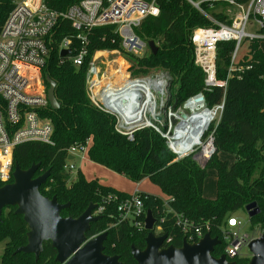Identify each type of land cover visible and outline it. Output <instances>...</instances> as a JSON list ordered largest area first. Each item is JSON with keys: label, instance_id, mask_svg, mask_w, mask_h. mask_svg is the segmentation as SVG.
Wrapping results in <instances>:
<instances>
[{"label": "trees", "instance_id": "obj_1", "mask_svg": "<svg viewBox=\"0 0 264 264\" xmlns=\"http://www.w3.org/2000/svg\"><path fill=\"white\" fill-rule=\"evenodd\" d=\"M247 4L250 0H236ZM56 10H66L73 0H50ZM160 15L147 18L137 34L158 47L154 55L148 51L143 57L123 53L129 62L133 76L147 75L154 71H168L174 78L179 100L202 92L204 76L194 64L191 35L196 28L211 24L184 0H160ZM14 7V0H0V32ZM217 18L224 20L222 15ZM264 33V31H263ZM75 31L67 21H60L52 32L50 56L43 67L44 80L56 83L55 96L60 104L56 111L49 106L46 116L54 127L53 145L25 143L14 152V168L18 165L28 170L39 164L35 177L50 171L46 184L40 188L43 196L56 197L60 204H70L61 212L62 217H79L90 204H100L103 197H127L97 180L86 181L81 172L75 181L66 170L68 151L85 148L88 143V158L97 165L107 168L129 180L140 183L149 179L158 186L164 196L172 199L173 207L193 219L198 226L209 225V234L221 238L222 227L246 206L256 203L260 214L250 220L253 227L264 230V40L252 42L251 59L242 61L245 68L241 78L228 79L233 42L220 43L217 53L218 79L228 81L226 90L215 88L205 93L209 106L225 99L222 119L215 131L216 154L205 169H201L192 158L175 161L165 141L152 130L136 133L134 141H128L115 130V119L98 110L90 101L85 90V75L89 62L96 51L119 50L121 42L113 27L97 28L88 34L89 46L86 63L77 68L71 57L62 58L60 42L74 37ZM78 44L74 42V49ZM46 88L48 84L45 82ZM219 154L231 156L219 160ZM211 173H208V172ZM208 176L216 179V198H203V182ZM72 181V182H71ZM146 211L156 215L161 205L159 197L141 193ZM15 208H6L0 222V242L6 241L1 264H55L57 252L50 243H44L38 261L33 255L17 254L15 251L27 244L28 227L23 217L15 215ZM102 219L91 226L89 239L107 233L104 253L119 256L124 264H136L131 247L145 249L147 231L136 232L126 224L113 226L117 208L111 205L104 211ZM176 247H181L183 238L176 232ZM223 248H216L213 256L218 258ZM249 261H237L248 264Z\"/></svg>", "mask_w": 264, "mask_h": 264}, {"label": "built area", "instance_id": "obj_2", "mask_svg": "<svg viewBox=\"0 0 264 264\" xmlns=\"http://www.w3.org/2000/svg\"><path fill=\"white\" fill-rule=\"evenodd\" d=\"M160 0H73L66 10H56L50 0H14V7L0 32V186L13 182L14 152L25 143L53 145L54 127L44 116L48 109L47 88L42 69L50 56L52 32L60 21H67L75 31L74 37L64 38L59 53L68 50L75 67H82L89 55L88 34L97 28L113 27L121 49L96 51L89 62L85 75V90L91 103L101 112L115 119V130L128 141H134L137 132L152 130L166 143L175 161L192 158L205 169L216 154L215 131L225 108V99L209 106L205 93L215 88L226 90L228 81L219 80L217 53L220 43L233 42L234 52L228 79L241 78L242 61L250 54L240 50L245 43L264 40V0H250L240 4L236 0H184L210 22L209 27L196 28L191 35L194 64L204 76L203 91L179 100L173 76L165 70L147 75L133 76L123 53L143 57L150 51L148 42L137 34L149 17H158ZM222 15L224 20L217 18ZM253 18L259 32L248 33ZM74 42L78 44L72 56ZM248 52V51H247ZM246 53V52H245ZM110 56H117L111 60ZM117 64L119 81L108 77L103 66ZM174 106H176L174 108ZM71 148L68 157L88 151ZM67 160L66 170H75ZM139 190L127 197L114 195L103 197L96 205L93 216L101 217L111 205L117 208L113 226L126 224L136 232L145 230L147 211ZM161 205L153 214L156 224L153 234L166 235L164 248L175 246L179 237L182 244H196L209 233V225L196 222L177 211L167 196L160 198ZM243 224L235 216L221 228L223 254L229 262L250 261L244 250L258 236L242 232ZM214 238V237H213ZM182 246V245H181ZM176 247V246H175ZM216 250V249H215ZM251 254V253H250ZM219 258V257H218ZM51 264V263H48ZM55 264H58L55 262Z\"/></svg>", "mask_w": 264, "mask_h": 264}, {"label": "water", "instance_id": "obj_3", "mask_svg": "<svg viewBox=\"0 0 264 264\" xmlns=\"http://www.w3.org/2000/svg\"><path fill=\"white\" fill-rule=\"evenodd\" d=\"M150 52L156 54L158 47L155 42H148ZM70 54L68 50L60 53L62 58ZM47 99L52 110L60 108L55 96L56 83L47 78ZM176 106H174L175 108ZM74 157H68L72 161ZM39 164H33L28 170H22L18 165L13 172V182L0 186V222L3 210L15 208V215L23 217L28 227L27 244L15 251L17 254L33 255L38 261L43 253L44 243H50L57 252L55 262L58 264H124L119 256H108L104 253L108 234L105 232L89 239L87 233L91 226L102 217L93 216L95 204L89 207L77 218L62 217L61 212L70 208V204H60L56 197L52 199L41 194L40 188L46 184L50 171L35 177ZM249 219L260 214L256 203L245 208ZM156 224L152 211L147 212L145 230V249L131 247V255L136 264H236L229 262L225 255L219 258L213 256L221 241L211 234H206L196 244L183 242L181 247L164 248L166 235L156 237L153 229ZM252 258L248 264H264V230L261 235L249 244Z\"/></svg>", "mask_w": 264, "mask_h": 264}, {"label": "rangeland", "instance_id": "obj_4", "mask_svg": "<svg viewBox=\"0 0 264 264\" xmlns=\"http://www.w3.org/2000/svg\"><path fill=\"white\" fill-rule=\"evenodd\" d=\"M247 32L254 33V34L259 32V29L255 27L253 18L251 19L250 24L248 25ZM106 51L110 52L112 50H106ZM243 54H248V56L250 54V57H247V58L251 59L252 49H251L250 43H245L243 47L241 48L240 55H239V59L241 61L243 60V56H244ZM109 58L113 60V59H116L117 56H110ZM126 63L129 65L128 61ZM117 69H118V65L114 63H111V65L108 67L103 66V70L108 72V77L114 81L120 80V76L116 74ZM41 74L44 79L43 71L41 72ZM75 156H76V159L72 163L75 167V170L71 172L73 181L76 180L77 173L78 171H80L82 174V177L86 181L98 180L104 183L105 185H107L108 187H112L113 189L117 191H122V192L129 194V193H132L137 188H139L138 189L139 192L144 193V194H150L152 196L159 197V198L164 196L160 188L156 186L155 184H153L149 179L143 180L140 183H135L129 180L128 178L122 175H119L107 168H104V167H101L100 165L92 163L88 158V153L86 149L82 152L78 151L77 153H75ZM218 157H219V160H228L230 164H232L234 161L232 157H226L223 154H219ZM208 173H211V172L209 171ZM202 195H203V198L208 199V200H213L216 197V179L213 176H208L204 180ZM235 217L238 218L242 222L243 224L242 232L243 233L248 234L249 236H258V234L262 233L260 228L253 227L250 224V219L246 212H239L235 215ZM5 243L6 241L0 242V264H1V258L3 256V252L5 249ZM244 254H247L249 259L251 258L249 249L244 250Z\"/></svg>", "mask_w": 264, "mask_h": 264}, {"label": "crops", "instance_id": "obj_5", "mask_svg": "<svg viewBox=\"0 0 264 264\" xmlns=\"http://www.w3.org/2000/svg\"><path fill=\"white\" fill-rule=\"evenodd\" d=\"M89 146H90V145H89ZM223 155H224V154H223ZM224 156H226V157H231V156H228V155H224ZM73 161H74V160H73ZM101 167H102V166H101ZM78 172H79V171H78ZM97 181H98V180H97ZM98 182H99L100 184L104 185V186H107V185H105L104 183H102V182H100V181H98ZM111 188H112V187H111ZM138 189H139V188H137L136 190H138ZM136 190H134L133 192H135ZM120 192H122V191H120ZM133 192H132V193H133ZM122 193H124V194H128V193H125V192H122ZM129 194H131V193H129ZM129 194H128V195H129ZM215 198H216V197H215ZM215 198H214V199H215ZM214 199H213V200H214Z\"/></svg>", "mask_w": 264, "mask_h": 264}]
</instances>
